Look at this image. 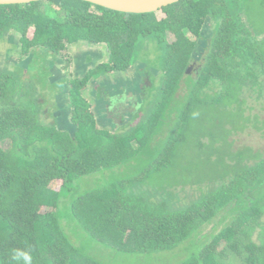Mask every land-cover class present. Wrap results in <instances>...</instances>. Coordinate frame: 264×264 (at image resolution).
Wrapping results in <instances>:
<instances>
[{"label": "trees", "instance_id": "16d2710c", "mask_svg": "<svg viewBox=\"0 0 264 264\" xmlns=\"http://www.w3.org/2000/svg\"><path fill=\"white\" fill-rule=\"evenodd\" d=\"M158 12L82 0L0 5V39L18 34L23 54L58 56L87 41L106 45L112 67L104 69L124 70L142 54L158 55L162 69L134 125L117 133L97 124L82 92L89 76L69 89L71 132L55 118L45 123L25 69H0V264H108L89 244L139 255L179 252L174 264H264V155L233 150L230 139L249 124L264 130L256 112L264 110V32L253 29L245 0H181ZM199 42L205 52L191 75ZM182 81L187 93L177 96ZM164 132L163 145L153 148ZM136 160L148 162L141 172L102 181ZM208 166L216 176L191 182L193 171ZM176 168L188 182L158 188L157 175ZM182 193L189 203L176 208ZM215 220L214 231L195 242Z\"/></svg>", "mask_w": 264, "mask_h": 264}, {"label": "flooded vegetation", "instance_id": "af4514ba", "mask_svg": "<svg viewBox=\"0 0 264 264\" xmlns=\"http://www.w3.org/2000/svg\"><path fill=\"white\" fill-rule=\"evenodd\" d=\"M205 45L199 42L196 48L199 56H195L196 59L187 67L188 74L192 75L200 69V57L205 52L202 46ZM20 55L25 56L21 57L22 61L19 63H14V66L25 69V76L32 73L34 61L44 56L49 81L63 86V91L54 96L57 109L52 116L56 125L71 132L76 129L72 118L73 106L69 98L72 81H82L85 77H90L82 92L92 105L97 124L101 129L117 133L135 123L134 120L142 113L149 93L159 85L162 74V69L156 67L153 58L143 54L124 70L104 69L107 65L112 67L106 45L87 41L68 44L63 56L48 52L39 55L23 54L22 51ZM97 70L98 73L102 71L101 74L98 77L91 76V72Z\"/></svg>", "mask_w": 264, "mask_h": 264}, {"label": "rangeland", "instance_id": "374dc122", "mask_svg": "<svg viewBox=\"0 0 264 264\" xmlns=\"http://www.w3.org/2000/svg\"><path fill=\"white\" fill-rule=\"evenodd\" d=\"M245 1L248 4L249 18L251 19L250 21L252 23L253 29L256 30L257 32H264V0H245ZM158 16L159 18H162L164 14L158 12ZM168 39L169 41H172L173 37L169 35ZM21 49H22V44L19 43L18 34L11 35L8 42L5 41L4 39H0V69L8 68L12 70L16 62L19 63L21 60V57L25 56V55L23 56L20 55ZM37 57L39 56L37 55ZM153 60H154V63L158 67H160L161 65L160 57L158 55H155L153 57ZM45 64H46V60L43 55L39 59H36L34 61L32 65V68L34 69L33 71L31 70L32 73L30 74L29 80H27V84H29V86L32 85L33 86L32 88L36 89L39 102L40 103L42 102L41 108L44 114L43 116L44 121L46 124L51 125L52 123H54V118L52 115L57 109L55 105L54 96L58 94V92L63 91V86L59 83L54 84L49 81L47 77L48 68H46ZM186 93H187L186 85L182 81L180 83L179 92L176 95L184 96ZM181 107H182V104L180 102L176 110L178 111V114L180 112ZM256 112L259 113L261 119H264V110H262L260 107H257ZM173 117H175V115ZM165 130L167 131V129ZM262 130H257L255 127L249 124L248 127L244 131L237 132L234 135H232L230 139L236 140L235 145H234L235 148L233 150L250 148L253 154L260 153L264 155V130L263 131ZM166 134L167 132H164V133H159L155 136V139H153L152 141L153 148L163 145L161 144V142H162V139L166 136ZM207 139L208 138H206L205 141H207ZM191 145L193 144L189 143L188 146L182 147L181 148L182 153H185V151L183 150L188 149V147H190L191 149L192 148ZM3 147L6 149H9L10 143L8 141L4 142ZM194 150L196 151L197 147H194ZM189 153H190L189 151L185 153L183 161L187 158ZM147 163H148L147 161L139 162L138 160H136L134 163H132L128 167L122 166L119 168H115L111 171L105 172V175L102 176V181L104 183L111 182V181L113 182L119 181L120 179L125 178L131 172L132 173L141 172V170L147 166ZM181 168H178V169L176 168L173 171L166 170L162 174L157 175V178H155V180H156V183L159 184L158 188H160L162 185H164L166 188H170L171 186L175 185V183L177 184V181L179 178H184L188 182L189 177H190L192 178L191 182L193 183H203L206 181H210L214 176H216V172H217L216 170H211L208 166L206 167L205 170H200L198 172L193 171L194 174L192 173L191 176L187 177L183 175L184 172L181 170ZM82 182L84 185L85 182L84 181ZM89 182L95 183V177L89 178ZM145 186L146 188H151V185H148V186L145 185ZM184 194L185 193H182V196H181L182 199L179 198L172 202V205L174 207L179 208L189 203V201L186 200L185 198L186 194L183 199ZM157 197L161 198L159 196ZM216 222L217 220L209 224L197 237H195L194 238L195 242H197L198 239H201L204 236V234L212 233L214 231V227H217V225H215ZM221 229H222V226H218L217 231L215 233L220 232ZM218 243H219L218 247L220 249L225 244V242L222 240H220ZM90 246L91 245L89 244V250L92 251L93 253H97L98 255L103 253L101 257L103 256L105 259H107L108 264H174L175 262L179 261L182 258V255L179 252H176V253L161 252V253L154 254V255L153 254L152 255H139V254H129L125 252H115V251L111 252L110 249L103 248L102 246L98 244L95 246H91V247ZM189 248H190V245L188 246L187 250ZM190 253L191 251H187L185 256H188Z\"/></svg>", "mask_w": 264, "mask_h": 264}, {"label": "water", "instance_id": "95a60500", "mask_svg": "<svg viewBox=\"0 0 264 264\" xmlns=\"http://www.w3.org/2000/svg\"><path fill=\"white\" fill-rule=\"evenodd\" d=\"M45 0H0V5L27 4ZM123 13L144 14L158 12L181 0H82Z\"/></svg>", "mask_w": 264, "mask_h": 264}]
</instances>
